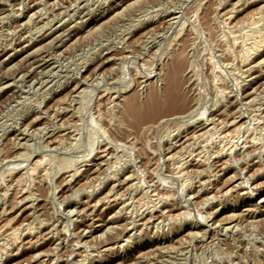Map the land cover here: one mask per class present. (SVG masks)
I'll use <instances>...</instances> for the list:
<instances>
[{
    "label": "rangeland",
    "instance_id": "obj_1",
    "mask_svg": "<svg viewBox=\"0 0 264 264\" xmlns=\"http://www.w3.org/2000/svg\"><path fill=\"white\" fill-rule=\"evenodd\" d=\"M263 112L264 0H0V264H264Z\"/></svg>",
    "mask_w": 264,
    "mask_h": 264
},
{
    "label": "bare ground",
    "instance_id": "obj_2",
    "mask_svg": "<svg viewBox=\"0 0 264 264\" xmlns=\"http://www.w3.org/2000/svg\"><path fill=\"white\" fill-rule=\"evenodd\" d=\"M72 2V1H71ZM86 3V2H85ZM60 4V3H59ZM64 11V10H63ZM19 14V13H18ZM71 14V13H70ZM41 18V17H40ZM64 18V17H63ZM179 19V18H178ZM257 20V19H256ZM64 22V21H63ZM65 23V22H64ZM55 24V23H54ZM58 27V26H57ZM48 32V31H47ZM42 33V32H41ZM254 50V49H253ZM257 50V49H256ZM262 50V48H261ZM254 52V51H253ZM116 53V52H115ZM243 55V54H242ZM253 55V54H252ZM253 57V56H252ZM243 59H245L243 57ZM247 60V59H246ZM245 61V60H244ZM249 61V60H248ZM124 62V61H123ZM126 63V62H125ZM249 64V63H247ZM123 65V64H122ZM181 63L178 62L176 66L172 69V71L168 74V82L166 84V88L163 90V92H151V94L148 96V99L141 103L137 102L134 99H131L128 102L127 108V113L133 117L134 123L138 125L137 127L140 126V123L142 122L143 119L149 121L151 124H156L157 121H159V118L157 119L156 117L159 116V112L161 110L165 111L166 113L169 111H173L174 113H177V115H174L173 117H184L187 116V102L186 99L180 94L179 92V77L182 74L181 70ZM250 67V66H249ZM59 70V69H58ZM253 70V69H252ZM57 71V70H56ZM245 75V74H244ZM9 77V76H8ZM97 79V78H96ZM47 82V81H45ZM47 91V90H46ZM145 91V90H144ZM240 93V92H239ZM254 94V93H253ZM102 95V94H101ZM105 95V94H104ZM107 95V94H106ZM79 96V95H78ZM139 96V95H138ZM112 104V103H111ZM248 107V105H247ZM263 107V106H262ZM231 109V108H230ZM207 110V109H206ZM239 110V109H238ZM237 111V110H236ZM241 112V111H240ZM198 113V112H197ZM264 113V112H263ZM165 114V113H164ZM192 114V113H191ZM200 114V113H199ZM198 114V115H199ZM205 114V113H204ZM249 114V113H248ZM256 114V113H255ZM262 114V113H261ZM171 116V114H168ZM206 115V114H205ZM233 115V114H232ZM163 116V115H162ZM170 116L168 118H170ZM204 116V115H202ZM207 116V115H206ZM255 116V115H254ZM41 117V116H40ZM167 117V116H166ZM164 119H167V118ZM35 118V117H34ZM216 118V117H215ZM214 118V119H215ZM218 119V118H217ZM240 117L234 118L233 121L231 122L230 126H236L238 125ZM70 120V119H69ZM163 120V119H162ZM195 120V119H194ZM222 120V119H221ZM219 121V120H218ZM74 122V121H73ZM247 122V121H246ZM148 123V122H145ZM150 124V125H151ZM242 124V123H241ZM254 124V123H253ZM135 125V126H136ZM157 125V124H156ZM259 125V124H258ZM205 126V125H204ZM229 126V125H228ZM240 126V125H239ZM145 127V126H144ZM151 127V126H149ZM243 127V126H242ZM142 128V127H141ZM146 128V127H145ZM240 128V127H238ZM237 128V130H238ZM252 128V126H251ZM147 129V128H146ZM150 129V128H149ZM138 130V129H137ZM241 130V129H239ZM247 130V129H246ZM236 131V130H235ZM253 131V130H252ZM191 132V131H190ZM196 132V131H195ZM251 132V131H249ZM248 132V133H249ZM180 134V133H179ZM230 135V134H229ZM237 135V134H236ZM236 137V136H235ZM199 138V137H198ZM209 138V137H208ZM229 138V137H228ZM256 139V138H255ZM57 140V139H56ZM226 140V139H225ZM193 141V140H192ZM228 142V141H227ZM234 142V141H233ZM182 143V142H181ZM199 143V142H198ZM191 144V143H190ZM224 144V143H222ZM227 146V145H226ZM242 146V145H241ZM198 147V146H197ZM229 148V147H228ZM181 149V148H180ZM189 149V148H188ZM191 149V148H190ZM195 149V148H193ZM170 150V149H169ZM208 151V150H207ZM221 152V151H220ZM198 153V152H197ZM215 153V152H214ZM220 154V153H219ZM223 155V153H221ZM176 155V154H175ZM215 155V154H214ZM103 156V154H102ZM203 156V155H202ZM258 156V155H257ZM171 157V156H170ZM173 157V155H172ZM251 157V156H250ZM108 159V158H107ZM171 159V158H170ZM180 159V158H179ZM183 159V158H182ZM201 159V158H200ZM233 159V158H232ZM106 160V159H105ZM189 160V159H188ZM197 161V160H196ZM225 162V161H224ZM38 164V163H37ZM98 164V163H97ZM225 167V166H224ZM96 169V168H95ZM224 169V168H223ZM85 170V169H84ZM94 171V170H93ZM81 172V171H80ZM218 174V173H217ZM25 175V174H24ZM110 176V175H109ZM143 176V175H142ZM128 177V176H127ZM126 177V178H127ZM214 178V177H213ZM216 178V177H215ZM98 179V178H97ZM144 179V178H143ZM91 180V179H90ZM128 180V179H127ZM112 181V180H111ZM103 182V181H102ZM127 182V181H126ZM136 183V182H135ZM108 184V183H107ZM131 184V183H130ZM138 184V183H137ZM91 185V184H90ZM133 185V184H132ZM239 185V184H238ZM131 186V185H130ZM95 187V186H94ZM155 187V186H154ZM133 188V187H132ZM89 189V188H88ZM130 189V188H128ZM231 190V189H230ZM232 191V190H231ZM228 192V191H227ZM254 192V191H253ZM82 197V196H81ZM162 198V197H161ZM114 199V198H113ZM23 201V200H22ZM101 201V200H100ZM264 201V200H263ZM35 203V202H34ZM22 204V203H20ZM32 204V203H31ZM100 204V203H99ZM37 205V204H36ZM22 206V205H21ZM95 206V205H94ZM123 206V205H122ZM163 206V205H162ZM31 207V206H30ZM29 207V208H30ZM25 208V207H24ZM26 209V208H25ZM140 210V209H139ZM25 211V210H24ZM131 211V210H130ZM142 211V210H141ZM157 211V210H156ZM5 212V211H4ZM80 212V211H79ZM123 212V211H121ZM132 212V211H131ZM3 213V212H2ZM94 213V212H93ZM159 215V214H158ZM141 217V216H140ZM88 218V217H87ZM164 219V218H163ZM134 224V223H133ZM31 227V226H30ZM220 228V227H219ZM19 229V228H18ZM26 229V228H25ZM210 230V229H209ZM16 231V230H15ZM24 231V230H23ZM32 231V230H31ZM120 232V231H119ZM191 232V231H190ZM199 232V231H198ZM19 233V232H18ZM114 235V234H113ZM117 235V234H116ZM195 235V234H194ZM56 236V235H55ZM42 237V236H41ZM6 241V239H5ZM4 241V242H5ZM19 243V242H18ZM9 246V245H8ZM77 247V246H76ZM6 248V247H5ZM59 249V248H58ZM147 254V253H146ZM149 256V255H148ZM159 256V255H158ZM40 257V256H39ZM145 257V256H144ZM35 258V257H34ZM86 262V261H84ZM45 263V262H44ZM84 264V263H83Z\"/></svg>",
    "mask_w": 264,
    "mask_h": 264
}]
</instances>
